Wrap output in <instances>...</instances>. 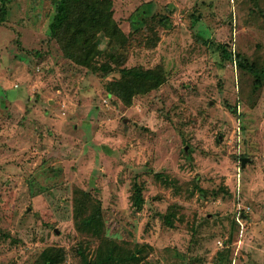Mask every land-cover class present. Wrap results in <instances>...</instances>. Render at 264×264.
Segmentation results:
<instances>
[{
  "label": "rangeland",
  "instance_id": "1",
  "mask_svg": "<svg viewBox=\"0 0 264 264\" xmlns=\"http://www.w3.org/2000/svg\"><path fill=\"white\" fill-rule=\"evenodd\" d=\"M58 2L0 24V264H264V82L236 60L264 67V0H112L108 77L50 36ZM124 67L164 83L127 104Z\"/></svg>",
  "mask_w": 264,
  "mask_h": 264
},
{
  "label": "trees",
  "instance_id": "2",
  "mask_svg": "<svg viewBox=\"0 0 264 264\" xmlns=\"http://www.w3.org/2000/svg\"><path fill=\"white\" fill-rule=\"evenodd\" d=\"M0 2V24H2L7 14L6 0H0ZM141 11L144 13L143 10ZM144 17L145 15L142 14L139 20L134 16L131 18L132 25L138 27ZM161 23L167 28L171 27V21L168 18H164ZM116 26L112 0H59L49 31L50 36L60 45L65 57L90 71L99 72L103 77H108L115 70L110 64L111 60L114 61L117 57L110 49L113 41L108 37ZM102 38L108 40L105 42L109 46L101 43ZM225 53L228 55V52ZM105 57L109 62L103 61L99 64L98 60ZM229 58H232V55H229ZM236 60L241 68L253 75L256 86L261 87L264 82V67L256 63L247 66L245 59L241 56H237ZM119 71L120 79L109 82L106 90L109 94H116L127 104L131 102L134 95L156 89L165 80L163 73L158 70L124 67ZM134 194L139 209L144 203L139 188H136ZM98 216L95 214L85 225L89 227L93 224L97 227L95 218Z\"/></svg>",
  "mask_w": 264,
  "mask_h": 264
},
{
  "label": "water",
  "instance_id": "3",
  "mask_svg": "<svg viewBox=\"0 0 264 264\" xmlns=\"http://www.w3.org/2000/svg\"><path fill=\"white\" fill-rule=\"evenodd\" d=\"M242 165H243V166L245 165V160H243V163H242Z\"/></svg>",
  "mask_w": 264,
  "mask_h": 264
}]
</instances>
